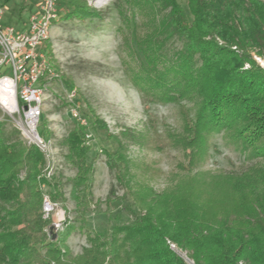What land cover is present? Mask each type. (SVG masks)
I'll list each match as a JSON object with an SVG mask.
<instances>
[{
    "label": "trees",
    "instance_id": "16d2710c",
    "mask_svg": "<svg viewBox=\"0 0 264 264\" xmlns=\"http://www.w3.org/2000/svg\"><path fill=\"white\" fill-rule=\"evenodd\" d=\"M125 2L134 11L162 10V23L143 39H134L141 64H148L142 68L146 78L139 80L146 85L147 101L163 102L172 93L195 97L196 127L190 142L203 143L200 129L232 128L253 152L264 156V68L254 58L264 59V0H186L190 17L176 0ZM66 3L73 8L62 18L99 16L84 0ZM119 14L128 28L134 12ZM172 38L180 39L182 46L170 56L165 44ZM87 142L86 126L78 122L61 139L65 157L76 168L69 183L81 212L80 227L92 200L94 166L88 161ZM105 153L108 167L117 168L116 179L129 183V161L121 142ZM45 166L43 153L0 121V264H187L169 242L193 264H264L262 169L224 175L239 192L238 201L225 208L189 196L178 199L187 187L184 183L159 195L144 185L139 193L128 187L135 207H127L132 219L88 232V245L71 255L65 240L75 226L64 225L53 234L51 218L43 217L42 186L52 189L54 202L62 198L60 183L43 174Z\"/></svg>",
    "mask_w": 264,
    "mask_h": 264
},
{
    "label": "rangeland",
    "instance_id": "374dc122",
    "mask_svg": "<svg viewBox=\"0 0 264 264\" xmlns=\"http://www.w3.org/2000/svg\"><path fill=\"white\" fill-rule=\"evenodd\" d=\"M176 1L190 17L186 0ZM39 2L2 0L4 21L24 29L29 13L36 10ZM66 2L59 0L58 18L41 47L50 70L41 79L45 103L39 131L51 140L53 148V158H46L43 174L53 183H60L62 192V198L55 200L51 221L75 226L65 240L70 254L76 255L88 245V232L99 231L111 223L129 222L132 216L127 207H135L127 196L128 190L135 188L139 193L140 185L159 195L184 183L187 187H183L178 199L189 196L192 200L213 201V206L221 208L233 206L239 199L238 188L225 176L247 175L253 168L264 170V156L253 152L232 128L200 129L203 143L190 142L196 127L195 97L170 93L163 102L147 101L143 92L146 85L139 80L146 78L142 68L148 64H141L142 56L134 50V39H143L162 23V10L147 7L143 12L138 8L134 11L125 0H84L99 16L65 19L62 16L73 8ZM120 10L127 11V15L134 12L128 28L123 26ZM165 46L171 56L182 42L172 38ZM254 58L264 68V59ZM161 64L157 68L161 69ZM71 90L75 91L72 98L68 96ZM70 106L84 120L90 146L88 161L94 166L92 200L82 227L80 209L70 196L69 179L76 168L65 157L67 149L61 144L77 122L69 114ZM3 122L7 131L13 128L10 122ZM118 141L129 161V183L126 179L117 180V168L108 167L105 150L113 151ZM247 184L254 187L250 181ZM42 191L53 201L52 189L44 185ZM184 260L193 264L189 258Z\"/></svg>",
    "mask_w": 264,
    "mask_h": 264
},
{
    "label": "built area",
    "instance_id": "2783aa9c",
    "mask_svg": "<svg viewBox=\"0 0 264 264\" xmlns=\"http://www.w3.org/2000/svg\"><path fill=\"white\" fill-rule=\"evenodd\" d=\"M59 0H40L30 12L25 29L4 21V5L0 0V121L10 122L26 145H33L52 159L51 140L39 131L45 92L41 79L50 70L49 60L42 50L48 40L52 23L58 18ZM71 90L68 96L74 97ZM70 116L85 125L75 107H69ZM50 172H47V176ZM56 203L44 194L43 217H50ZM52 222V221H51ZM52 231L62 229V223L52 222ZM49 226V229H50ZM169 248L183 258L186 255L169 242Z\"/></svg>",
    "mask_w": 264,
    "mask_h": 264
},
{
    "label": "crops",
    "instance_id": "0c3cea01",
    "mask_svg": "<svg viewBox=\"0 0 264 264\" xmlns=\"http://www.w3.org/2000/svg\"><path fill=\"white\" fill-rule=\"evenodd\" d=\"M25 24V27H24V29L26 28V26H27V21H26V23H24ZM22 29V28H21Z\"/></svg>",
    "mask_w": 264,
    "mask_h": 264
},
{
    "label": "water",
    "instance_id": "95a60500",
    "mask_svg": "<svg viewBox=\"0 0 264 264\" xmlns=\"http://www.w3.org/2000/svg\"><path fill=\"white\" fill-rule=\"evenodd\" d=\"M50 231L52 232V227L50 226Z\"/></svg>",
    "mask_w": 264,
    "mask_h": 264
}]
</instances>
